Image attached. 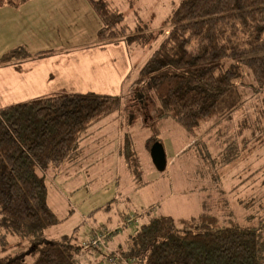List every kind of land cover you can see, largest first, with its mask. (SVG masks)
Here are the masks:
<instances>
[{
	"label": "trees",
	"instance_id": "1",
	"mask_svg": "<svg viewBox=\"0 0 264 264\" xmlns=\"http://www.w3.org/2000/svg\"><path fill=\"white\" fill-rule=\"evenodd\" d=\"M26 1L0 0V6L17 7ZM87 2L100 22L96 35L101 43H148L153 37L142 28L128 34L123 14L106 0ZM168 24L139 70L152 103L150 124L142 123L149 130L148 150L160 142L163 120L179 123L190 134L212 118L230 121L244 102L239 63L253 82L251 94L264 93V0H179ZM34 55L17 46L0 61ZM121 108L118 95L94 91L61 92L0 107V243L8 231L30 236L27 249L1 255L0 264H26V253L34 256L31 264H78L85 249L73 234L55 240L42 236L60 220L47 200L46 173L75 162L87 130ZM120 113L127 126L142 118L131 107ZM226 140L222 164L237 157L236 139ZM125 147L128 166L138 173L129 134ZM201 206L198 215L187 218L151 216L129 236L122 254L138 264H264V214L240 224L221 220L207 199Z\"/></svg>",
	"mask_w": 264,
	"mask_h": 264
},
{
	"label": "rangeland",
	"instance_id": "2",
	"mask_svg": "<svg viewBox=\"0 0 264 264\" xmlns=\"http://www.w3.org/2000/svg\"><path fill=\"white\" fill-rule=\"evenodd\" d=\"M106 1L123 14L128 34L147 29L153 32L151 40L148 43L124 40L118 44L101 43L96 35L100 22L87 0L26 1L24 5L29 10L19 11L24 16L28 14V18L19 17V23L14 21L17 13L9 10L15 6L6 4L2 6L9 9H0V57L16 44L32 46L35 54L0 61V107L32 99L30 95L46 90L40 80L26 84L7 81L8 76L16 77L7 74V66L14 68L53 52L72 50L84 52L87 49L97 52L95 56L104 53L108 58H104L105 77L113 82L105 83L103 88L65 92L94 91L121 98V110L87 130L75 162L65 164L55 173H46L47 200L60 220L43 230V238L55 240L62 234H73L76 243L85 249L78 255V264H138L121 251L134 230L151 216H196L205 199L211 211L226 222L233 219L248 224L251 216L263 215L264 93L257 97L251 94L252 81L246 67L239 63L242 74L239 86L244 102L230 121L215 118L203 121L193 134L172 120L162 121L159 137L166 165L158 170L145 143L149 136L145 126L151 121L152 103L144 93L147 79L141 77L139 70L165 36L170 27L168 16L179 0ZM6 20L14 23L4 27ZM50 36L48 46L52 49H44L45 37ZM44 52L48 54L40 57ZM116 54H121V58L112 60ZM79 61V58H71L68 64ZM136 79L141 81L134 86ZM95 83L91 81L90 86L98 85ZM124 107L138 112L141 121L127 126L120 113ZM128 134L139 162L138 173L129 168L125 157ZM228 138L237 141V157L222 164ZM2 220L0 215V222ZM29 240L27 234L8 231L5 243H0V256L27 249ZM22 258L26 264L34 260L29 253Z\"/></svg>",
	"mask_w": 264,
	"mask_h": 264
},
{
	"label": "crops",
	"instance_id": "3",
	"mask_svg": "<svg viewBox=\"0 0 264 264\" xmlns=\"http://www.w3.org/2000/svg\"><path fill=\"white\" fill-rule=\"evenodd\" d=\"M29 1V0H28ZM27 1V2H28ZM25 2V3H27ZM25 3L21 4L20 7H11V9L7 7H0L2 10H11V12H16V18L14 19L15 22L19 23V17L22 19H27V15H23L20 13L19 10H29L26 8ZM3 8V9H2ZM7 8V9H6ZM34 10V9H33ZM35 11V10H34ZM15 15V14H14ZM14 21L6 20L4 21V27L6 25L10 26L14 23ZM7 23V24H6ZM45 44L44 49L49 48L48 42H51V36L50 38L45 37ZM41 40V37H40ZM41 41H38V45H40ZM35 44L36 46H38ZM16 46H23L16 44ZM15 46V47H16ZM24 47V46H23ZM27 50L32 52V46L29 48L25 47ZM52 49V48H49ZM97 52H90L89 50L83 51H71V52H53L51 55L32 61H24L21 64L15 65L14 68L7 66L5 69L7 74L9 75H15L16 77H9L6 79L7 81L15 82L19 81L20 83L23 82V84L26 82H35L37 83V80H40L41 85L46 89L44 92H36L29 97L32 99L43 97V96H50L53 95L52 92L55 93V91H61L65 92L67 90H84V89H98L105 87V83H112L113 79H108L105 77V71L103 69L104 65V53H99L95 56ZM71 58H79L80 61L76 62L74 65L68 64V60ZM121 58V54L113 55L112 60H119ZM29 59V57H28ZM59 59H63L65 61L59 62ZM108 59V58H107ZM19 78V79H18ZM105 79V81H104ZM95 81L98 85H94L93 87L90 86V82ZM99 84H102L101 87H99ZM30 100V99H28ZM27 101V100H26ZM24 102V101H23ZM20 103V102H19ZM15 104V103H14Z\"/></svg>",
	"mask_w": 264,
	"mask_h": 264
},
{
	"label": "water",
	"instance_id": "4",
	"mask_svg": "<svg viewBox=\"0 0 264 264\" xmlns=\"http://www.w3.org/2000/svg\"><path fill=\"white\" fill-rule=\"evenodd\" d=\"M150 156L154 166L158 170L164 169L166 165L164 149L160 142H155L150 147Z\"/></svg>",
	"mask_w": 264,
	"mask_h": 264
},
{
	"label": "bare ground",
	"instance_id": "5",
	"mask_svg": "<svg viewBox=\"0 0 264 264\" xmlns=\"http://www.w3.org/2000/svg\"><path fill=\"white\" fill-rule=\"evenodd\" d=\"M106 242V241H105Z\"/></svg>",
	"mask_w": 264,
	"mask_h": 264
}]
</instances>
